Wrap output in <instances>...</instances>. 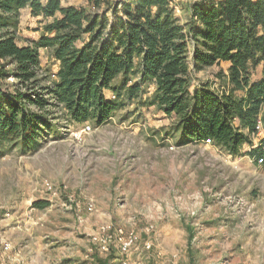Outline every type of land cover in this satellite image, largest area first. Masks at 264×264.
Wrapping results in <instances>:
<instances>
[{"label":"rangeland","instance_id":"1","mask_svg":"<svg viewBox=\"0 0 264 264\" xmlns=\"http://www.w3.org/2000/svg\"><path fill=\"white\" fill-rule=\"evenodd\" d=\"M188 3L176 16L182 24L191 15ZM63 5L90 7L87 0ZM20 13L18 44L37 41L43 24ZM39 63L45 86L59 62L44 48ZM227 68L195 71L193 83L227 88L217 74ZM254 73L258 78L260 69ZM142 88L145 99L154 84ZM133 101L97 126L55 113L57 125L30 153L0 147V264H264V164L251 161L252 146L229 155L201 141L180 145L164 112ZM37 201L49 204L40 208ZM107 224L134 231L136 246L127 253L118 244L98 250L93 237ZM4 242L12 247L5 254ZM144 242L152 243L150 251Z\"/></svg>","mask_w":264,"mask_h":264},{"label":"trees","instance_id":"2","mask_svg":"<svg viewBox=\"0 0 264 264\" xmlns=\"http://www.w3.org/2000/svg\"><path fill=\"white\" fill-rule=\"evenodd\" d=\"M63 1L0 0V147L30 153L57 125L55 113L97 126L133 100L164 112L180 145L208 138L229 155L254 145L257 119L264 123V0L195 1L185 24L169 0H87L89 8ZM26 6L43 32L19 45ZM44 48L52 49L59 69L41 86ZM222 64L226 73L217 74L227 88L193 83L195 71ZM11 77L17 81L4 86ZM146 81L154 90L143 99ZM250 153L264 155L259 148Z\"/></svg>","mask_w":264,"mask_h":264},{"label":"built area","instance_id":"3","mask_svg":"<svg viewBox=\"0 0 264 264\" xmlns=\"http://www.w3.org/2000/svg\"><path fill=\"white\" fill-rule=\"evenodd\" d=\"M195 1H200V0H169V3L171 8L174 9L175 16H179L182 12V8L180 6L182 2H189L191 4ZM56 73L57 72L53 73L54 78H56ZM109 96L111 98L112 97L114 98L115 94L109 93ZM90 130L91 128L88 125L84 127L85 132H88ZM256 130L257 131L254 135V138L256 141L258 140V142L254 144L252 148L253 149L259 148L260 150L264 151V123L262 122L261 117L257 119ZM201 142H204L206 145H213V141H211L208 138L202 140ZM251 157H252L251 161H255L259 164H264V155H258L255 153ZM45 186L47 189H53V183L51 181H47L45 183ZM88 210L91 212L94 210L93 203L88 204ZM136 240H137V236L134 231L125 233V231L122 228H120L119 231H117V229L115 230L112 225L107 224V225H100L99 230L97 231L96 235L93 237L92 243L96 245V247H98V250H102V251H109L110 248L112 247L111 245L118 244L120 251L122 253H127L128 251L132 250L134 246H136ZM143 244H144L143 246L144 250L150 251V249H152V243L144 242ZM2 248L4 254L12 249L11 245L7 242L3 243Z\"/></svg>","mask_w":264,"mask_h":264},{"label":"crops","instance_id":"4","mask_svg":"<svg viewBox=\"0 0 264 264\" xmlns=\"http://www.w3.org/2000/svg\"><path fill=\"white\" fill-rule=\"evenodd\" d=\"M22 11H24V12H29L30 13V7L29 6H26V8H24V9H22L20 12H22ZM31 14V13H30ZM35 19H38V18H36V17H34ZM39 20V19H38ZM58 69H59V65H58Z\"/></svg>","mask_w":264,"mask_h":264},{"label":"clouds","instance_id":"5","mask_svg":"<svg viewBox=\"0 0 264 264\" xmlns=\"http://www.w3.org/2000/svg\"><path fill=\"white\" fill-rule=\"evenodd\" d=\"M109 94V93H108Z\"/></svg>","mask_w":264,"mask_h":264}]
</instances>
